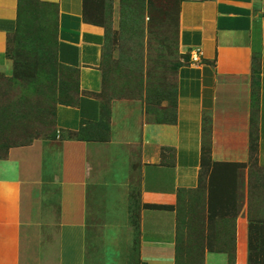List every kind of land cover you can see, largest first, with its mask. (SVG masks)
<instances>
[{
    "label": "crops",
    "instance_id": "crops-1",
    "mask_svg": "<svg viewBox=\"0 0 264 264\" xmlns=\"http://www.w3.org/2000/svg\"><path fill=\"white\" fill-rule=\"evenodd\" d=\"M38 1L54 10L55 56L76 71L79 93L56 105V136L0 157V264H101L112 226L133 228L135 204L140 262L174 264L176 211L145 204L174 206L195 188L204 147L212 161L247 162L252 118L264 167L262 0H180L175 105L111 99L107 126L103 27L84 19V0ZM21 8L0 0V68ZM244 237L242 218L237 243Z\"/></svg>",
    "mask_w": 264,
    "mask_h": 264
},
{
    "label": "rangeland",
    "instance_id": "rangeland-1",
    "mask_svg": "<svg viewBox=\"0 0 264 264\" xmlns=\"http://www.w3.org/2000/svg\"><path fill=\"white\" fill-rule=\"evenodd\" d=\"M179 3L84 0V19L104 29L100 97L105 126L111 99L146 106L166 100L174 106L176 70L185 59L177 37ZM259 11L264 17V0ZM55 34L54 10L37 0H22L18 28L7 45V63L0 68V157L9 147L56 136V105L77 99V73L57 61ZM252 124L254 128L253 118ZM261 155L264 166V145ZM200 175L197 186L182 191L174 205L180 238L174 264H264V168L254 158L235 164L211 162ZM139 207L132 206L129 232L125 224L112 226L101 264H142L137 248ZM242 218L245 237L238 244L236 224Z\"/></svg>",
    "mask_w": 264,
    "mask_h": 264
},
{
    "label": "trees",
    "instance_id": "trees-1",
    "mask_svg": "<svg viewBox=\"0 0 264 264\" xmlns=\"http://www.w3.org/2000/svg\"><path fill=\"white\" fill-rule=\"evenodd\" d=\"M256 75H257V73H256ZM175 103L176 102H174V105H175ZM63 104H69V103H63ZM252 125L253 124L251 123V126H250V147H249V158H248V160L251 161L252 158H254V161L258 164V160H257V133H256V125H255L254 128L252 127ZM252 128L255 130V132H252L253 131ZM252 147H254V151L252 150ZM211 162L212 163H215V164H229V163L235 164L236 163V162H216V161H212L211 158H210L209 152H208V148L204 147V148H202L201 168H200V172H199V176H198V182H199V179H200V176H201L200 174H201L202 167H204V165L209 164ZM258 166H260V165L258 164ZM260 167H262V166H260ZM262 168H264V167H262ZM145 206L146 207H159V208H162V207L163 208H167L168 207V208L174 209V206H172V205L168 206V205L145 204ZM179 240H180V238H179V232H177V234H176V248H177V245L179 246Z\"/></svg>",
    "mask_w": 264,
    "mask_h": 264
},
{
    "label": "built area",
    "instance_id": "built-area-1",
    "mask_svg": "<svg viewBox=\"0 0 264 264\" xmlns=\"http://www.w3.org/2000/svg\"><path fill=\"white\" fill-rule=\"evenodd\" d=\"M201 51L199 49H193L189 52V60L193 63L200 62Z\"/></svg>",
    "mask_w": 264,
    "mask_h": 264
}]
</instances>
